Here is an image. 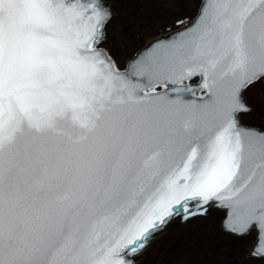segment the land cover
<instances>
[{"label":"snow or ice","instance_id":"6c2138e0","mask_svg":"<svg viewBox=\"0 0 264 264\" xmlns=\"http://www.w3.org/2000/svg\"><path fill=\"white\" fill-rule=\"evenodd\" d=\"M113 15L0 0V264H138L210 207L264 260V125L241 120L264 86V0H199L123 69Z\"/></svg>","mask_w":264,"mask_h":264},{"label":"rangeland","instance_id":"374dc122","mask_svg":"<svg viewBox=\"0 0 264 264\" xmlns=\"http://www.w3.org/2000/svg\"><path fill=\"white\" fill-rule=\"evenodd\" d=\"M113 9L108 25L107 47L120 68L146 39L177 27V20L192 17L199 0H106ZM195 80V78L191 79ZM255 112L241 117L243 123L264 125V86L247 94ZM223 212L210 207L204 217L188 223L177 219L167 225L142 252L138 264H262L264 260L248 259L245 251L253 237L237 240L219 228Z\"/></svg>","mask_w":264,"mask_h":264},{"label":"water","instance_id":"95a60500","mask_svg":"<svg viewBox=\"0 0 264 264\" xmlns=\"http://www.w3.org/2000/svg\"><path fill=\"white\" fill-rule=\"evenodd\" d=\"M105 2L110 6V3H109L108 1L105 0ZM198 7H199V4H198V6H197V8H196V11H195L194 15H193L192 17H190L189 19H187L188 21H191V20H193V19L196 17L197 12H198ZM112 12H113V10H112ZM181 27H182V26L178 25L177 27H175V28H173V29H170V30H168V31H166V32H163V33H159V34H157V35H156L155 37H153V38L146 39L145 42H144V44H143L141 47H139L138 49H136V50L134 51V53H133V54H132V55H131L126 61H125L124 67H125L127 61H128L130 58L136 56V54H137L138 52L142 51V50H143L146 46H148L149 44L155 43V42L158 41V40H159V41H169L170 37H172V34L175 33V32H177V31H179ZM124 67H123V68H124ZM123 68H121V69H123ZM193 78H195V80H191V79H190V80H185L182 86H183V87H190V86L197 85V84L199 83V81H200V78H199V77H193ZM193 78H192V79H193ZM170 87H171V86H170ZM158 91H159V89H158ZM181 95H182L183 99H185V100H196L200 95H202V93L199 92V91H197L195 94H193V93H189V92H184V93H181ZM212 208H216V207H212ZM216 209L221 210V211L223 212V216H222V218H221L220 221H219V228H220L221 231L225 232V231L223 230L222 226H221V223H222L223 219L225 218L226 210H222V209H220V208H216ZM163 231H164V230H163ZM225 233H226V232H225ZM160 234H161V233L157 234V236L160 235ZM157 236H156V237H157ZM253 243H254V240L250 243V245L248 246V249L245 251V256H251V257H253V256L250 254V246H251ZM143 251H144V250H143ZM143 251H142V252H143ZM142 252H141L140 256L138 257V262H139V260L141 259ZM228 264H233V261L229 262ZM262 264H264V262H263Z\"/></svg>","mask_w":264,"mask_h":264},{"label":"flooded vegetation","instance_id":"af4514ba","mask_svg":"<svg viewBox=\"0 0 264 264\" xmlns=\"http://www.w3.org/2000/svg\"><path fill=\"white\" fill-rule=\"evenodd\" d=\"M110 7H111V6H110ZM111 9H112V8H111ZM112 10H113V9H112ZM113 13H114V12H113ZM251 124H256V123H251ZM256 125H258V124H256ZM177 220H178L179 223H181L180 220H179V218H177ZM181 224H182V223H181ZM164 231H165V229H164ZM157 237H158V236H157ZM157 237H156V238H157ZM156 238H155V239H156ZM153 240H154V239H153ZM153 240H152V241H153ZM152 241H151V242H152ZM244 253H245V252H244ZM245 257L248 258V259H258V258H256V257H251V256H245ZM231 261H233V260H231ZM231 261H229V262H231ZM229 262H227L226 264H228ZM233 264H236V262L233 261Z\"/></svg>","mask_w":264,"mask_h":264}]
</instances>
